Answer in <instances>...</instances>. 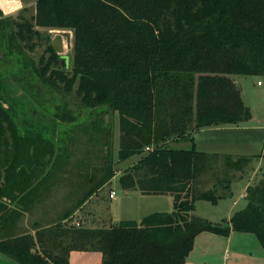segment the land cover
I'll use <instances>...</instances> for the list:
<instances>
[{"label":"trees","instance_id":"16d2710c","mask_svg":"<svg viewBox=\"0 0 264 264\" xmlns=\"http://www.w3.org/2000/svg\"><path fill=\"white\" fill-rule=\"evenodd\" d=\"M32 20L16 31L2 25L5 47H15L16 61L33 66L60 96L73 90L76 102L53 96L46 111V93L40 97L27 83L34 97L25 90L20 97L0 74V254L18 264H69L71 251L96 250L101 264H185L198 233L231 230L254 234L264 250V174L228 219L192 214L198 200L230 197L252 157L171 145L202 127L251 119L235 76L264 79V0H36ZM33 25L72 30L71 73L64 62L56 67L62 62L51 47L38 66L25 60L19 42L41 37ZM105 112L117 118V162L135 158L120 171V186L170 195L173 209L100 226L65 220L115 175L102 150L100 165L78 173L85 191L73 206L48 223L34 221V232L21 227L59 180L78 139L101 133L108 145Z\"/></svg>","mask_w":264,"mask_h":264},{"label":"rangeland","instance_id":"374dc122","mask_svg":"<svg viewBox=\"0 0 264 264\" xmlns=\"http://www.w3.org/2000/svg\"><path fill=\"white\" fill-rule=\"evenodd\" d=\"M35 1L36 0H0V21L3 20V24L0 25V28L2 25L4 26L7 24L9 25L8 27L10 29L16 31L18 29V27L16 26L17 23L23 21H29L33 23L32 16L35 14ZM9 28L4 29L5 31H8L10 30ZM33 28L41 32L40 38L32 35L30 36L27 44L21 42L17 38L18 42L20 41L19 44H22L21 46L24 51L23 56L25 57V60H30L32 61V63H34V65L38 66V62L40 59H43V62H45L46 57H48L50 54L48 48L51 47L58 55V60L62 62L57 63L56 67L63 69V65L66 63L67 69L69 70V73H71L70 71L72 67L74 41L72 30L70 28L43 27L37 25H33ZM5 46L6 44L0 35V74L1 76L7 77L4 78L5 80L9 81V79H24V81L28 83V87L30 85L32 91L40 97H42L43 92L46 93L47 97L45 96L41 98L43 108L46 111L50 112L54 108L53 103H51L54 102L53 96L56 97V99H54L55 103L64 100L67 101L69 105L74 106L76 98L73 90L69 93L64 94L63 96H60L57 90H52L38 79V77L33 72V66L28 65L26 67L21 62L16 61L18 59V55L20 56V54L16 51L15 47H8L10 49L9 51ZM235 79L241 88L242 98L245 104L248 105L251 109V112H253V119L251 120V122H257V120L264 117V79L256 75H236ZM61 85L63 84L61 83ZM105 122L108 124L109 129V135L107 138L108 145H103V136L101 135V133L93 134L92 137H89V135H84L82 138L78 139L75 149L71 147L72 149L68 165L64 168V171L59 172V180L54 183L52 187L46 192L44 200H42L37 205L38 209L45 210L47 208L48 210L49 208H55L56 215H59L60 212L73 206V204L76 203L77 199L81 197L82 192L85 191V188H81L78 185L82 180L78 173L81 171L90 172V170L93 169V165H100L103 162L102 150L108 153L111 161L115 162L114 168L116 169V171L119 170L120 172L126 166L135 161L134 157H130L124 162H117L116 157L119 147L117 118L111 116L108 113L107 121L105 120ZM250 137L252 138V135ZM253 137L254 139L261 138L260 135L257 136V134L254 133ZM248 150H250V154L254 153V151H252L254 149L249 148ZM250 156L252 157V159L254 158L253 155ZM263 165L264 164H262L261 166L263 167ZM83 182L84 180L81 183ZM233 182L234 189L232 190L233 195L231 196L233 198H222L215 203L206 200H198L196 201L195 209L192 211V214L207 219L213 218L212 220L214 221H221L223 220L222 218H224V216L227 214L228 211L226 210H228L234 198L237 199V203L232 207L231 212L234 213L236 210L241 209L246 204V199L239 196L242 189L241 185L244 180L242 181L238 179ZM110 188L116 193L115 200L111 199V201L108 198ZM79 191L81 193H79ZM99 193L103 205L111 204L112 206V204L117 203L121 207V216L123 218H129L131 215L136 216V214L138 213L145 214L149 209V204L145 202L146 199H149L148 197H142L139 198L141 200H137L135 197L127 195L123 192V188L120 186L118 179H112L111 182L107 183L102 188V190L99 191ZM94 198L95 196L92 199L94 200ZM162 199L164 200V198ZM91 206L95 207L94 210L98 211V209H96L98 205L94 206V204H91ZM161 207L169 208L168 210L173 209V205L171 204V202L169 204L165 203L164 205H161ZM84 209V214L82 213V216H86L87 213L91 211V207H89V204L86 205ZM87 216L85 218V223H99V221L96 222L95 218H93V216L96 217L95 214H93V216L91 215L92 218L90 216L88 218ZM31 217L32 216L29 214V216H27L26 218L27 220H24V223L29 224L31 222ZM68 222H70V220ZM80 224L83 223H81L80 221ZM21 227H23V224H21ZM73 259H75V262L79 264H101L102 262V259L98 262L96 260H93L91 256H87L84 254H74Z\"/></svg>","mask_w":264,"mask_h":264},{"label":"crops","instance_id":"0c3cea01","mask_svg":"<svg viewBox=\"0 0 264 264\" xmlns=\"http://www.w3.org/2000/svg\"><path fill=\"white\" fill-rule=\"evenodd\" d=\"M251 110V109H250ZM252 117L249 121L240 123V124H220L214 126H207L196 129L192 132L189 138L179 139L177 141H172L171 145L178 148H189L191 145H194L197 150L204 151L210 154H219V155H253L252 159V168L249 171L248 175L240 178V180H244L242 183V189L240 192V197L245 198L246 187L252 182L257 181L262 174H264V117L257 120V122L252 123ZM253 133L260 135V139H254ZM252 135V138L250 136ZM249 136V137H248ZM249 148L254 150V153L250 154ZM255 161V162H254ZM132 164V163H131ZM129 164V165H131ZM120 175L119 170L116 171L115 175L107 182H105L102 186H100L95 192H93L79 207H77L65 220L70 219L74 223H83L87 226H100L104 225L108 222H116L123 219H135L139 220L144 215L155 212V211H170L169 208H162L161 205L165 203L173 205V199L170 195L166 194H141L137 190H126L123 189V192L131 197H135L137 200H141L139 198L148 197L146 199V203L149 204L148 210L145 214H136V216H130L129 218H123L121 207L114 203L103 205L101 201V197L99 196V191L112 179H118ZM250 175V176H249ZM258 175V177H257ZM253 178V179H252ZM234 182L231 183V190L234 189ZM113 189V188H112ZM111 188L109 189L108 198L115 200L116 193L113 197H110ZM233 195V192L231 196ZM95 196L94 200L92 199ZM166 196V197H164ZM230 196V199L233 198ZM164 198V200L162 199ZM104 199V198H103ZM171 200V201H170ZM93 202V203H92ZM104 203V202H103ZM164 203V204H163ZM237 203V199L232 200V204L229 206L227 214L222 218L223 220L228 219L232 214V207ZM89 204L91 207V211L87 213V217L93 216L96 222L99 221L98 224L88 222L85 223L86 216H82L84 214V207ZM98 205L96 209L91 206ZM160 205V206H159ZM152 207V208H150ZM93 208V210H92ZM106 209V212H105ZM32 216L31 222L29 224H25L24 220L29 216ZM55 208H47L45 210L38 209L37 205L31 213H26L21 220V224L29 231L34 232V221L44 220V224L48 223L45 221H49L51 219H55L56 217ZM92 218V217H91ZM211 221L213 218H208ZM221 219V218H220ZM27 220V219H26ZM63 220V221H65ZM216 220L214 222H222ZM23 221V222H22ZM33 224V225H32ZM74 254H84L87 256H91L93 260L100 261L102 259V254L96 250H73L69 254V264H79L75 262ZM0 263L1 264H18L12 259L0 254ZM185 264H264V250L259 244L258 239L252 233L248 232H237L231 230L227 235L213 233L209 231H202L198 233L194 239L193 248L190 250L189 254L186 257Z\"/></svg>","mask_w":264,"mask_h":264},{"label":"flooded vegetation","instance_id":"af4514ba","mask_svg":"<svg viewBox=\"0 0 264 264\" xmlns=\"http://www.w3.org/2000/svg\"><path fill=\"white\" fill-rule=\"evenodd\" d=\"M9 82L11 84V88L12 90L16 93V95L20 96V97H23L25 95L24 91L25 90L26 92H28V90H26L27 88V83L26 81H24V79L20 80V79H17V80H10L9 79ZM27 96H29L31 99L34 97L33 95H31V93H26Z\"/></svg>","mask_w":264,"mask_h":264},{"label":"built area","instance_id":"2783aa9c","mask_svg":"<svg viewBox=\"0 0 264 264\" xmlns=\"http://www.w3.org/2000/svg\"><path fill=\"white\" fill-rule=\"evenodd\" d=\"M114 194H115V191H114V190H111V192H110L109 196H110V197H113V196H114Z\"/></svg>","mask_w":264,"mask_h":264},{"label":"water","instance_id":"95a60500","mask_svg":"<svg viewBox=\"0 0 264 264\" xmlns=\"http://www.w3.org/2000/svg\"><path fill=\"white\" fill-rule=\"evenodd\" d=\"M107 114H108V112H105V120L107 121Z\"/></svg>","mask_w":264,"mask_h":264}]
</instances>
